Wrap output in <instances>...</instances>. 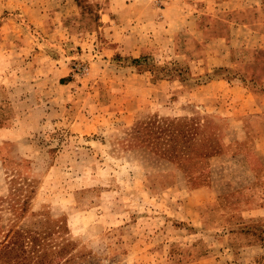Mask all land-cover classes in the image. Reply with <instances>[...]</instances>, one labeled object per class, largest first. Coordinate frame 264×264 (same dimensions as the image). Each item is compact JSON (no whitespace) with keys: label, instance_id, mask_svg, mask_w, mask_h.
I'll list each match as a JSON object with an SVG mask.
<instances>
[{"label":"rangeland","instance_id":"rangeland-1","mask_svg":"<svg viewBox=\"0 0 264 264\" xmlns=\"http://www.w3.org/2000/svg\"><path fill=\"white\" fill-rule=\"evenodd\" d=\"M155 117L212 154L151 151ZM20 228L70 264H264V0H0V240Z\"/></svg>","mask_w":264,"mask_h":264},{"label":"trees","instance_id":"trees-1","mask_svg":"<svg viewBox=\"0 0 264 264\" xmlns=\"http://www.w3.org/2000/svg\"><path fill=\"white\" fill-rule=\"evenodd\" d=\"M196 124L193 120L170 118H151L135 127L136 134L148 136L151 151L159 150L161 156L176 162L185 171L192 168L199 158H207L212 152H199L194 148ZM154 144H153V143ZM204 173V172H203ZM20 228L11 236L9 233L0 240V264H70L72 259L65 258L66 247L58 257L48 258L43 251L48 247L47 237L50 230L40 228Z\"/></svg>","mask_w":264,"mask_h":264},{"label":"built area","instance_id":"built-area-1","mask_svg":"<svg viewBox=\"0 0 264 264\" xmlns=\"http://www.w3.org/2000/svg\"><path fill=\"white\" fill-rule=\"evenodd\" d=\"M79 71L82 72V73H85L88 69V67L83 63L79 66Z\"/></svg>","mask_w":264,"mask_h":264},{"label":"crops","instance_id":"crops-1","mask_svg":"<svg viewBox=\"0 0 264 264\" xmlns=\"http://www.w3.org/2000/svg\"><path fill=\"white\" fill-rule=\"evenodd\" d=\"M54 33H57V30H55V31H53ZM110 50L112 51L113 50V52L114 51H117V48H115L114 46H112L111 48H110Z\"/></svg>","mask_w":264,"mask_h":264}]
</instances>
